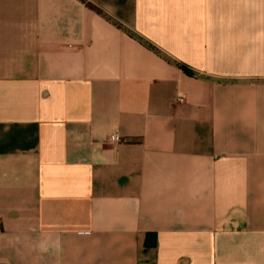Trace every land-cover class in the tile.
Returning a JSON list of instances; mask_svg holds the SVG:
<instances>
[{
  "label": "crops",
  "instance_id": "crops-1",
  "mask_svg": "<svg viewBox=\"0 0 264 264\" xmlns=\"http://www.w3.org/2000/svg\"><path fill=\"white\" fill-rule=\"evenodd\" d=\"M0 264H264V0H0Z\"/></svg>",
  "mask_w": 264,
  "mask_h": 264
},
{
  "label": "trees",
  "instance_id": "trees-1",
  "mask_svg": "<svg viewBox=\"0 0 264 264\" xmlns=\"http://www.w3.org/2000/svg\"><path fill=\"white\" fill-rule=\"evenodd\" d=\"M182 69L188 73V74H191L190 70L185 68L184 66H182ZM156 244V240L154 239V237L152 235H148L147 236V240H146V247H154Z\"/></svg>",
  "mask_w": 264,
  "mask_h": 264
},
{
  "label": "built area",
  "instance_id": "built-area-1",
  "mask_svg": "<svg viewBox=\"0 0 264 264\" xmlns=\"http://www.w3.org/2000/svg\"><path fill=\"white\" fill-rule=\"evenodd\" d=\"M179 101H181V102H182V101H183V98H182V97H180V98H179ZM119 140H120V138H119L118 136H116V137H115V141H119Z\"/></svg>",
  "mask_w": 264,
  "mask_h": 264
}]
</instances>
